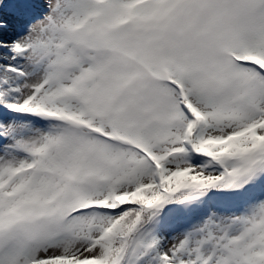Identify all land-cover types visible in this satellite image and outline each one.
Masks as SVG:
<instances>
[{
	"label": "snow or ice",
	"instance_id": "1",
	"mask_svg": "<svg viewBox=\"0 0 264 264\" xmlns=\"http://www.w3.org/2000/svg\"><path fill=\"white\" fill-rule=\"evenodd\" d=\"M0 264H264V0H0Z\"/></svg>",
	"mask_w": 264,
	"mask_h": 264
}]
</instances>
